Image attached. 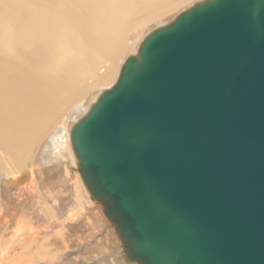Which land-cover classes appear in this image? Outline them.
I'll return each instance as SVG.
<instances>
[{
	"label": "water",
	"instance_id": "obj_1",
	"mask_svg": "<svg viewBox=\"0 0 264 264\" xmlns=\"http://www.w3.org/2000/svg\"><path fill=\"white\" fill-rule=\"evenodd\" d=\"M69 138L126 262L264 264V0L149 30Z\"/></svg>",
	"mask_w": 264,
	"mask_h": 264
},
{
	"label": "bare ground",
	"instance_id": "obj_2",
	"mask_svg": "<svg viewBox=\"0 0 264 264\" xmlns=\"http://www.w3.org/2000/svg\"><path fill=\"white\" fill-rule=\"evenodd\" d=\"M194 1L0 0V230H3L0 232V264H53L62 256H65L66 262L69 260V255L64 254V251H68L69 248L72 250L71 247L65 248L63 252L59 249L57 251L53 248L46 249L44 238L41 239L44 232L34 227L40 223L36 218L44 219L43 215L47 212L45 216L48 220L50 211L54 210L45 206L46 209L42 208L45 209V213H40L38 208L41 201L35 199L37 203L34 201V204L39 207L35 212L30 211L27 200L33 196L34 185L53 184L51 183L53 179L63 177L66 190H71L75 197L80 195L77 202L80 203V207L81 205L86 207L87 210L84 211L89 212L86 215L99 217L93 215L94 209H97L95 202L92 203L91 199L84 195L86 188H80L79 175L76 173L70 175L67 171L68 168L76 169L69 138L70 127L100 90L109 87L115 81L123 53L137 51L141 39L149 31L146 28L152 29L169 22L170 18L177 14L171 17L173 12L180 7L189 6ZM180 9L179 11L182 10ZM62 117L65 120L60 122L64 124H56V120ZM53 129L56 131L49 135ZM27 165L30 167L25 171ZM35 165L39 167L36 171L33 170ZM59 168H62L61 173ZM24 173L23 178L16 182ZM71 178L75 179L74 182H70ZM57 197L58 195L54 193L53 202L50 198L47 199H50L51 203L48 202L55 206L59 216H62V211L56 206L59 204ZM67 199H64L66 203ZM45 203L47 205V202ZM99 209L101 211V208ZM53 216L56 219V216ZM83 217L90 223L88 221L92 217L82 216L78 218L79 221ZM104 218L103 221L100 218V230L106 232L104 234L108 238L110 231L107 228L112 230V226ZM92 229L94 230V227ZM96 236L95 234L93 239L98 243L95 240ZM63 238H66V235L63 237L62 234L60 242L58 240L54 242L58 246L63 245L64 242L59 244ZM67 240L69 238L65 242ZM74 245L79 243H73ZM56 248L57 246L55 250ZM116 253L118 254L114 261L120 262L121 259L122 263L132 264L123 259L120 244ZM78 254L75 257L79 262L73 264L88 262L85 255ZM83 256L85 259H80ZM71 257H74L73 254L69 256ZM89 262H92L91 259ZM95 263L97 262L90 264Z\"/></svg>",
	"mask_w": 264,
	"mask_h": 264
},
{
	"label": "rangeland",
	"instance_id": "obj_3",
	"mask_svg": "<svg viewBox=\"0 0 264 264\" xmlns=\"http://www.w3.org/2000/svg\"><path fill=\"white\" fill-rule=\"evenodd\" d=\"M184 7H186V6H183V7H180L181 9L182 8H184ZM179 8V9H180ZM179 9H177L176 10V12H173L172 13V16L171 17H173L174 16V14L175 13H178L179 12ZM180 9V10H181ZM178 11V12H177ZM171 19V18H170ZM153 27V26H152ZM147 29H151V27L150 28H146V30ZM124 55L122 56V58L120 59V60H122L123 61V57H126L129 53L128 52H124L123 53ZM120 62V61H119ZM118 69V68H117ZM118 72V71H117ZM117 75V74H116ZM116 78V77H115ZM103 88H105V87H103ZM62 120H65L64 119V117H62V118H59L58 120H56V124H64L63 122H60V121H62ZM67 120V119H66ZM55 124V125H56ZM55 129V128H54ZM52 130L50 133H49V135H51L52 133H54L56 130ZM73 153V152H72ZM73 156H74V154H73ZM74 160H76V158H75V156H74ZM30 164V163H29ZM62 164H63V162H62ZM72 165H74V163L72 164ZM71 165V166H72ZM30 167V165H27L26 167H25V171H27V169ZM74 168H76V164H75V166H74ZM73 168V169H74ZM39 169V167L38 166H34V168H33V170H38ZM69 169V168H68ZM67 169V171H68V174H78L79 175V173L76 171V169H74V170H72V169H69L68 170ZM62 168H59V172L61 173L62 171ZM50 174H52V173H50ZM77 175V176H78ZM51 177H53V176H51ZM54 178H56V177H54ZM66 178V177H65ZM76 178V177H75ZM64 178L62 177H60V179L59 178H56V179H53V181L51 182V183H53V184H50V183H48V184H41V186L40 185H38V183H36L34 186H35V189L33 190L34 192H33V196H32V198L31 199H28L27 201L29 202V208H30V211H34L35 212V209L36 208H38L39 206H40V208H38V209H40V213L42 212V214H44L45 213V209L47 208V207H49V209L50 210H52L51 208H53L54 210H52V211H50V213H49V215H48V220L46 219L47 217V214L45 213V215H43V217H44V219L43 218H36V219H39L40 221V223H38V224H36V225H34V227L36 226V228H38V229H40V230H42L44 233H42L43 235H44V237L43 236H41V239H43L44 238V241H45V248L46 249H51V248H53L54 249V251H57V249H59V250H61L62 252L64 251V249L65 248H67L68 249V247H71L72 248V250H73V247H74V250H75V247L77 248L76 250H78L77 252H79V254L76 252V250L73 252L70 248H69V250L68 251H70V252H68L66 249V252L64 251V254H66L67 256L69 255H71L72 256V254H73V258L71 257V258H69V256H68V261L66 262L65 260H64V258H65V256H62L61 257V259H60V257L58 258V261H55V263H53V264H71V260L72 259H74V260H72V264L75 262V263H77V262H79V261H77L78 259L75 257V255L77 256V254H78V256H81V255H85V258H88V259H85L84 258V256H83V258L82 257H80V259H85V260H87L88 262H86L87 264H90V263H94V262H97V263H95V264H102L103 263V261H104V263L103 264H113V262L116 264H126V263H122V260L120 259V262L119 261H114L115 260V258H116V256H117V254L118 253H116V252H118L119 251V244H118V240L117 239H115V237H114V235L112 234V232H111V230L109 229V228H107L109 231H110V234H109V236H108V238L105 236V234H106V232H102L101 230H100V223H99V221H103V218H104V216H103V214L101 213V211H100V207L96 204V203H94V201H92V199L89 197V195H88V193H87V190H85L86 191V193L84 194V195H87V197L88 198H90L91 199V202L92 203H94V205H96L95 207L97 208V209H94V214L93 215H96V216H98L99 215V217L101 218V220H100V218L99 217H96V218H94V217H92V216H90L89 214H87L86 215V213H89L88 211H84V210H87L86 209V207L85 206H83V205H81V207H80V203L79 202H77V201H79V196L80 195H76V197L74 196L75 194H71V190L69 191V190H66V184L64 183V180H63ZM78 179H79V182L81 181V186H80V188L82 189V188H84L85 189V186H84V184L82 183V180H81V178H80V175L78 176ZM60 180H62L63 182H60L59 183V181ZM66 180H67V178H66ZM70 180V182H74V180L75 179H73V178H71V179H69ZM54 181H56V182H54ZM76 183V182H75ZM61 184V185H60ZM43 186V187H42ZM58 186H59V188H58ZM42 188V189H41ZM54 188V189H53ZM38 189H41L40 191L38 190ZM44 189V190H43ZM83 189V190H84ZM56 190V191H55ZM83 190H81L83 193L85 192V191H83ZM37 191V192H36ZM46 191H48V192H46ZM59 191V192H58ZM44 192V193H43ZM50 192V193H49ZM39 193V194H38ZM42 193H43V195H42ZM54 193L56 194V195H58V202H57V204L59 203L60 204V206H59V204L58 205H56V206H58L59 207V209L62 211V216H59V212H58V209H56L55 210V206H53L52 204H50L51 202H53L54 201ZM49 194H51L52 196L50 197L49 196ZM70 194V195H69ZM36 196V197H35ZM37 196H39V197H37ZM63 196V197H62ZM67 196V197H66ZM47 198H50L49 200L51 201H49ZM62 198H63V200L64 199H67V203H66V200H62ZM69 198H71V199H69ZM35 199L37 200V201H41V202H43L45 205H42L43 203H41V202H39L41 205H39L38 207L35 205L37 202L35 201ZM44 199H47V200H45L44 201ZM73 199H74V201H73ZM43 200V201H42ZM56 200V199H55ZM59 200H62V201H59ZM34 201L36 202L35 204H34ZM50 203H49V202ZM57 201V200H56ZM70 201V202H69ZM32 202V203H31ZM45 202H47V205H46V203ZM72 202H75V203H72ZM79 203V204H78ZM33 204L35 205V208L33 207ZM50 206H49V205ZM79 206H78V205ZM45 206H46V208H45ZM72 206L73 207H76V208H72ZM42 208H45V209H42ZM69 209V210H68ZM76 209V210H75ZM73 210H75L76 212H80L79 214L78 213H76L75 211H73ZM55 213H54V212ZM68 211V212H67ZM97 211V212H96ZM71 212H74V213H71ZM69 213V214H68ZM81 213H83L82 215H80ZM42 214H41V216H42ZM55 215L56 217V219H54V216L53 215ZM57 214V215H56ZM67 214V215H66ZM78 216H77V215ZM70 215H72L71 217H70ZM74 215H75V217H74ZM80 215V216H79ZM101 215V216H100ZM50 216H52V218H50ZM58 216V217H57ZM82 216H87V217H92V218H90L89 219V221L88 222H90V223H87L86 222V218H81V221H82V223H81V221H79V219L78 218H80V217H82ZM59 217H61V218H59ZM68 217H69V219H68ZM73 218V219H72ZM97 218H99V221L97 220ZM45 220V221H43V220ZM53 219V220H52ZM65 219H68V220H66L65 221ZM105 219V218H104ZM60 220V221H59ZM77 220V221H76ZM92 220V221H91ZM66 222V223H64V222ZM75 222V223H73V222ZM95 221V222H94ZM51 222V223H50ZM86 222V223H85ZM93 222L95 223V226H93L94 224H93ZM73 223V224H72ZM41 224V225H40ZM51 224V225H50ZM60 224V225H59ZM63 224H65V225H63ZM72 224V225H71ZM81 226H80V225ZM83 224V225H82ZM92 226H91V225ZM105 224L107 225V223L105 222ZM104 224V225H105ZM15 225V224H14ZM58 225L59 226H61V228H59L58 227ZM67 225H68V227H67ZM74 225V226H73ZM87 225L89 226L90 225V227L88 228L87 227ZM54 226V227H53ZM55 226H57L58 227V229L56 230L55 228H57V227H55ZM63 226V227H62ZM66 226V227H65ZM52 227H53V229H52ZM70 227V228H69ZM72 227H74V228H72ZM94 227V230L92 229V228ZM95 227H96V229H95ZM44 228H46L45 230H44ZM69 229V231H68V229ZM80 228V229H79ZM105 228V230H107ZM53 231H52V230ZM77 229H79L77 232H76V230ZM59 230V231H58ZM74 230V231H73ZM90 230H91V232H90ZM92 230L94 231V233H92ZM95 230H96V232H95ZM3 232V230L1 229L0 230V232ZM54 231H55V233H54ZM70 231H72V232H70ZM71 233H72V235H71ZM77 233V234H76ZM80 233L82 234V235H80ZM101 233V234H100ZM62 234H63V237H65V235H66V238H63L64 240H62L61 241V243H59V244H62L63 242V245H60V246H58L54 241L55 240H58V242H60V240H61V238H62ZM76 234V235H75ZM95 234L97 235L96 237H95V240H97V242L98 243H96V241H94V239H93V237L95 236ZM112 234V235H111ZM41 235V234H40ZM56 235V236H55ZM70 235V237H68ZM85 235H87V236H85ZM91 235V236H90ZM110 235H111V237H110ZM71 236L73 237V238H71ZM79 236V237H78ZM81 236V237H80ZM85 237V238H83V237ZM88 236H90V237H88ZM56 237H59V239L58 238H56ZM61 237V238H60ZM78 237V239H76ZM86 237H88V239L86 238ZM106 237V238H105ZM113 237V238H112ZM69 238V240H70V242H69V240H67V242H69V243H71V245L70 246H68L69 245V243H67V242H65V240L66 239H68ZM91 238V239H90ZM105 238V239H104ZM112 238V239H111ZM51 239H52V242H51ZM82 239H84V240H82ZM86 239V240H85ZM99 239H101V240H99ZM110 239V240H109ZM49 242H48V241ZM78 240V241H77ZM88 240V242H86ZM102 240H103V242H102ZM107 240V241H106ZM116 240V241H115ZM74 241V242H73ZM79 243V245H74L73 246V243ZM89 241H90V244H88L89 243ZM102 243H100V242ZM109 241V242H108ZM57 242V243H58ZM106 242H108V244H106ZM49 243V244H48ZM50 243H52V244H54V245H52V244H50ZM94 243V244H93ZM117 244V245H116ZM57 246V248H56V250H55V247ZM81 245V246H80ZM97 245V246H96ZM99 245V246H98ZM55 246V247H54ZM62 246H66V247H62ZM80 246V247H79ZM95 246V247H94ZM98 247V248H97ZM106 247V248H105ZM89 248V249H88ZM90 248H91V250H90ZM96 248H97V250H96ZM85 249H86V251H85ZM95 249V250H94ZM100 249V250H99ZM107 249V250H106ZM58 250V251H59ZM90 250V251H89ZM121 250V249H120ZM53 251V252H54ZM96 251V252H95ZM82 252V253H81ZM85 254H84V253ZM72 253V254H71ZM81 254V255H80ZM108 256V257H107ZM110 256H112L113 258H111ZM79 258V257H78ZM104 258H107V259H104ZM113 260V261H111V259ZM79 259V260H80ZM90 259H91V261L92 262H89L90 261ZM60 260V261H59ZM77 261V262H76ZM62 262V263H61ZM69 262V263H68ZM85 263V264H86ZM28 264V263H27Z\"/></svg>",
	"mask_w": 264,
	"mask_h": 264
}]
</instances>
